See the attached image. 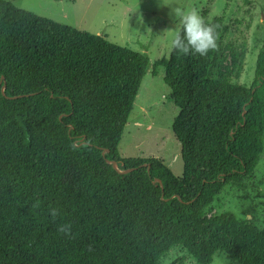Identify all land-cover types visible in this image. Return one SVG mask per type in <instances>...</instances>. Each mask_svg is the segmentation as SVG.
I'll list each match as a JSON object with an SVG mask.
<instances>
[{
	"label": "trees",
	"instance_id": "trees-1",
	"mask_svg": "<svg viewBox=\"0 0 264 264\" xmlns=\"http://www.w3.org/2000/svg\"><path fill=\"white\" fill-rule=\"evenodd\" d=\"M207 24L217 49H172L151 64L0 0V264H159L175 249L196 264L217 252L264 264V229L227 212L205 216L263 155L264 32L245 87L234 82L244 51L229 46L231 68H220L227 28ZM159 67L179 109L180 178L158 159L118 152L139 87ZM67 223L71 237L57 231Z\"/></svg>",
	"mask_w": 264,
	"mask_h": 264
},
{
	"label": "rangeland",
	"instance_id": "rangeland-1",
	"mask_svg": "<svg viewBox=\"0 0 264 264\" xmlns=\"http://www.w3.org/2000/svg\"><path fill=\"white\" fill-rule=\"evenodd\" d=\"M19 10L49 19L78 31L99 36L134 52L145 54L150 63L168 60L171 40L179 29L171 15L176 6L193 8L207 23L220 22L223 33V59L220 68H231L229 46L244 51L242 71L235 83L251 85L254 63L264 32L263 0H4ZM167 29H172L165 31ZM164 69L150 68L134 100L118 152L123 158H155L176 177L182 176L180 145L172 128L179 109L170 101L171 91L164 84ZM174 159V160H173ZM173 160V161H172ZM230 213L242 222L264 229V136L263 155L251 177L240 185H228L212 200L206 218ZM159 264H196L186 253L173 250ZM211 264H235L217 252Z\"/></svg>",
	"mask_w": 264,
	"mask_h": 264
},
{
	"label": "clouds",
	"instance_id": "clouds-1",
	"mask_svg": "<svg viewBox=\"0 0 264 264\" xmlns=\"http://www.w3.org/2000/svg\"><path fill=\"white\" fill-rule=\"evenodd\" d=\"M170 9L171 15L179 23V29L175 31L170 45L174 51L184 55H199L203 57L210 51L217 49L215 26L207 24L195 8L188 10L176 6ZM169 30L172 29L165 31ZM33 207H39V203L33 205ZM49 214L53 221H55L61 213L56 208H50ZM57 231L71 237V224H60L57 227Z\"/></svg>",
	"mask_w": 264,
	"mask_h": 264
},
{
	"label": "water",
	"instance_id": "water-1",
	"mask_svg": "<svg viewBox=\"0 0 264 264\" xmlns=\"http://www.w3.org/2000/svg\"><path fill=\"white\" fill-rule=\"evenodd\" d=\"M112 165L115 167V164L114 163H112ZM131 170H128V171H126V172H130ZM159 184H160V182H159Z\"/></svg>",
	"mask_w": 264,
	"mask_h": 264
},
{
	"label": "crops",
	"instance_id": "crops-1",
	"mask_svg": "<svg viewBox=\"0 0 264 264\" xmlns=\"http://www.w3.org/2000/svg\"><path fill=\"white\" fill-rule=\"evenodd\" d=\"M262 4H263V7H264V0H263ZM136 158H141V157H136ZM173 160H174V159H173ZM173 160H172V161H173Z\"/></svg>",
	"mask_w": 264,
	"mask_h": 264
}]
</instances>
